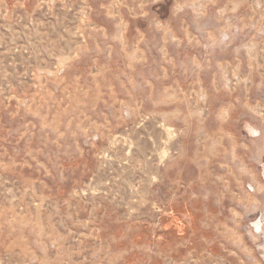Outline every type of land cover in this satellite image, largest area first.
<instances>
[{
  "label": "rangeland",
  "instance_id": "obj_1",
  "mask_svg": "<svg viewBox=\"0 0 264 264\" xmlns=\"http://www.w3.org/2000/svg\"><path fill=\"white\" fill-rule=\"evenodd\" d=\"M0 264H264V0H0Z\"/></svg>",
  "mask_w": 264,
  "mask_h": 264
},
{
  "label": "built area",
  "instance_id": "obj_2",
  "mask_svg": "<svg viewBox=\"0 0 264 264\" xmlns=\"http://www.w3.org/2000/svg\"><path fill=\"white\" fill-rule=\"evenodd\" d=\"M51 2L53 1V0H50Z\"/></svg>",
  "mask_w": 264,
  "mask_h": 264
}]
</instances>
